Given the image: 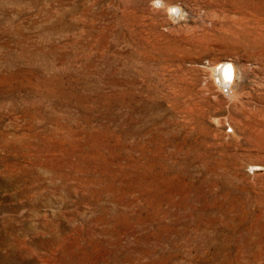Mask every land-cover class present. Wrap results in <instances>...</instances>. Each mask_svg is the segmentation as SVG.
Segmentation results:
<instances>
[{
    "label": "rangeland",
    "instance_id": "374dc122",
    "mask_svg": "<svg viewBox=\"0 0 264 264\" xmlns=\"http://www.w3.org/2000/svg\"><path fill=\"white\" fill-rule=\"evenodd\" d=\"M0 264H264V0H0Z\"/></svg>",
    "mask_w": 264,
    "mask_h": 264
},
{
    "label": "bare ground",
    "instance_id": "6f19581e",
    "mask_svg": "<svg viewBox=\"0 0 264 264\" xmlns=\"http://www.w3.org/2000/svg\"><path fill=\"white\" fill-rule=\"evenodd\" d=\"M246 3V2H245ZM243 6V5H242ZM238 7V6H237ZM248 7V5H247ZM252 7V6H251ZM244 8V7H243ZM242 8V9H243ZM236 10V9H235ZM234 10V11H235ZM242 11V10H241ZM250 12V11H249ZM229 13V12H227ZM246 14V13H245ZM244 14V15H245ZM251 14V13H250ZM257 14V13H255ZM248 16V15H247ZM252 16H254L252 14ZM242 17V16H241ZM225 18V17H224ZM242 22V21H241ZM254 22V21H253ZM247 26V24H246ZM259 28V27H258ZM253 29V28H252ZM216 71H217V76L219 78V80L221 81L222 85L224 88H227V90H229L230 88V85L232 84L233 82V76H234V73L232 72V65L229 64V63H221L217 68H216ZM229 92V91H228ZM231 92V91H230Z\"/></svg>",
    "mask_w": 264,
    "mask_h": 264
}]
</instances>
